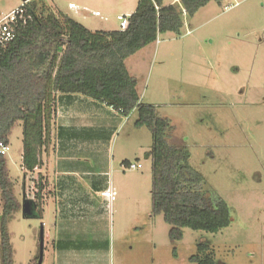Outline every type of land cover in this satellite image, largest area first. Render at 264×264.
Here are the masks:
<instances>
[{"label": "rangeland", "instance_id": "1", "mask_svg": "<svg viewBox=\"0 0 264 264\" xmlns=\"http://www.w3.org/2000/svg\"><path fill=\"white\" fill-rule=\"evenodd\" d=\"M137 1L38 0V4L44 11L68 14L94 31L119 29L117 15L130 14ZM71 2L78 7L72 8ZM21 3L0 0V19ZM231 3L235 5L225 9ZM125 63L137 79L142 102L156 105L159 114L170 119L172 142L187 148L190 164L202 174L205 187L228 205L230 224L217 233L183 228L182 238L171 241L162 214L151 213V161L143 156L151 146V133L134 125L136 113L128 119L114 114L119 118L115 123L108 106L100 103L95 114L88 110L81 114L91 120L106 117L107 123H113V132L87 130L100 137L101 148H90V141L84 142L86 150L78 151L99 149L102 167L109 161L102 181L114 185L117 196L107 202L101 198L100 214L94 207L81 210L86 219L76 224L84 229L79 239L76 232V238H71L80 244L61 252L52 245L44 247L43 238L42 264H197L190 257L200 254L202 243L212 251L216 264H264V0L210 1L185 19L181 35L160 34ZM49 107L50 133L53 119L61 114L56 97ZM47 145L51 151L53 143ZM22 149V123L18 122L5 151L12 189L21 204L24 199L39 201L43 208L50 194L44 188L47 172H40L42 167L25 172ZM124 157L134 163L139 158L141 167L122 168ZM86 160L89 166L95 159ZM67 167L75 166L68 162ZM55 197L44 206L42 219L26 217L22 208L9 216L13 264L38 263L41 226L43 234L50 230L52 241L58 236V227L53 226L60 212ZM2 206L0 197V217ZM92 213L100 216L97 224H90L89 217L96 216ZM94 225L100 227L99 233L93 231Z\"/></svg>", "mask_w": 264, "mask_h": 264}, {"label": "trees", "instance_id": "2", "mask_svg": "<svg viewBox=\"0 0 264 264\" xmlns=\"http://www.w3.org/2000/svg\"><path fill=\"white\" fill-rule=\"evenodd\" d=\"M210 1L220 4L223 0H138L130 14H123L128 19L125 29L94 31L68 14L61 17L44 11L38 0L28 1L31 20L17 28L13 39L0 45V150L8 147L12 128L21 122V167L25 172L38 167L41 149L49 138V106L56 94L88 97L124 117L136 113L134 125L146 127L152 138L150 148L143 153L151 161V213L162 214L169 224V239L180 240L183 228L217 233L227 227L231 221L228 205L217 192L205 187L202 174L190 164L187 148L172 142L170 119L160 115L156 105L142 102L137 79L125 63L160 34L181 35L185 19ZM120 163L128 169L134 162L124 159ZM0 197V264H13L7 223L22 204L14 195L1 151ZM24 201L30 205L24 215L41 219L39 201ZM198 252L190 257L192 261L216 264L206 244H200Z\"/></svg>", "mask_w": 264, "mask_h": 264}, {"label": "crops", "instance_id": "3", "mask_svg": "<svg viewBox=\"0 0 264 264\" xmlns=\"http://www.w3.org/2000/svg\"><path fill=\"white\" fill-rule=\"evenodd\" d=\"M55 97L56 106H58V109L61 110V114H57L53 119L55 127L49 133V138L47 141L48 144L49 141L50 143H53V147L51 151H47L46 148L48 145L46 143V145L42 148L43 150H41L40 156L41 154L44 155V163L41 166V160L39 159L40 163L38 167H42V169L39 170L40 172L43 170L47 172L45 173L46 184L44 188L46 193H50L46 196L45 204L43 205L42 218L45 214V207L48 206V202H54L56 198L55 196L58 197V209L60 208L59 215L56 217V221L53 225L55 230L56 227H58V236L52 241L50 230H45L44 247L47 248L51 247L52 245V249L58 248V251L63 252L69 249V247L76 246L78 243L80 244L78 240L71 238H76L77 236L79 239V236L82 233L81 231L84 229L83 226H78L76 224V222H78L80 219H86L81 216L83 214H81V210H92L94 207L100 214L102 207L101 198L103 197V202H107L112 199L104 197L102 192L110 191L113 193V195H116L117 189L115 190V186L110 185L107 183V181H102L101 176L107 174L106 168L109 166V161H107L105 166L102 167L100 161H98L99 149H97L98 152L95 151V149H93L92 152L78 151L86 150L84 142L90 141H92L90 148L92 146L101 148L100 137L97 134H94L95 131L89 132L87 130L97 127L101 130L103 129L104 131L105 129H110L113 132V123H107L106 117H103L102 119L100 116L95 120H91V117H83V114H81L82 110H88L87 112H92V114H95L96 110L100 106V102H96L81 95L65 96L56 94ZM107 108L113 113L110 117L116 123L119 118L115 117L114 114L119 115V113L110 107ZM125 118L128 119V117ZM90 148H88V150ZM87 158H92L95 160H92L88 166V164L85 162L87 161ZM124 159H127V157L122 158L120 162ZM68 162L69 164L73 163L75 167H67ZM135 163L137 162L135 161ZM138 163L140 164L141 162L138 161ZM53 164L54 166L57 165V168L53 167ZM124 166L125 165H123L122 168ZM63 176L65 179L63 183H61ZM58 179L60 181H58ZM95 201H97V204ZM55 213H57V211H55ZM92 214L96 215L95 213ZM89 220L90 224H97L101 219L99 215H96L89 217ZM99 230L100 227L94 225L93 231L99 233ZM75 232L77 233L76 236L73 234Z\"/></svg>", "mask_w": 264, "mask_h": 264}, {"label": "built area", "instance_id": "4", "mask_svg": "<svg viewBox=\"0 0 264 264\" xmlns=\"http://www.w3.org/2000/svg\"><path fill=\"white\" fill-rule=\"evenodd\" d=\"M30 1V0H28ZM28 1H22V3L16 8L12 9L6 15H4L0 19V45H4L8 41L14 38L16 30L18 27H22L26 25V23L31 20V14L27 13L26 3ZM235 5V3H231L225 6V9H228ZM70 6L76 9L78 6L75 3H71ZM117 19L120 21L119 27L120 29H125L128 25V19L126 15L119 14L117 15ZM190 30H186V33H189ZM8 147H1V152L5 153ZM141 165L139 163H131L128 169H137L140 168ZM104 197L113 198V193L110 191L102 192Z\"/></svg>", "mask_w": 264, "mask_h": 264}, {"label": "water", "instance_id": "5", "mask_svg": "<svg viewBox=\"0 0 264 264\" xmlns=\"http://www.w3.org/2000/svg\"><path fill=\"white\" fill-rule=\"evenodd\" d=\"M21 1H28V0H21ZM23 213H29L30 211V206L28 201H24L21 205ZM42 244H43V229L41 226V231H40V253H39V258H38V263L37 264H42Z\"/></svg>", "mask_w": 264, "mask_h": 264}]
</instances>
